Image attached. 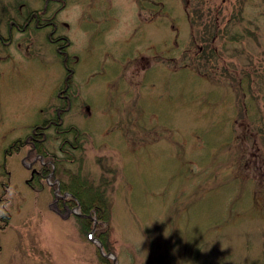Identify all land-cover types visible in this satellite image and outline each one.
<instances>
[{
  "label": "rangeland",
  "instance_id": "1",
  "mask_svg": "<svg viewBox=\"0 0 264 264\" xmlns=\"http://www.w3.org/2000/svg\"><path fill=\"white\" fill-rule=\"evenodd\" d=\"M45 4L0 0V32L46 6L41 21L69 40L62 118L84 148L67 165L83 156L96 181L98 157L117 169V264H264V0ZM32 24L0 44V264H101L53 179L33 177L36 153L13 145L56 115L69 71L53 26Z\"/></svg>",
  "mask_w": 264,
  "mask_h": 264
},
{
  "label": "trees",
  "instance_id": "2",
  "mask_svg": "<svg viewBox=\"0 0 264 264\" xmlns=\"http://www.w3.org/2000/svg\"><path fill=\"white\" fill-rule=\"evenodd\" d=\"M65 43L69 44L67 38L64 39ZM71 79L69 77V83ZM53 118L59 121V118L55 116ZM53 127H55L57 136L61 138L60 151L62 153H52L47 149L44 141L37 140L33 152L42 154L45 163H42L40 172L35 174L36 179L42 180L44 176L53 171L52 179L58 180L54 186H59L61 194L68 193L65 197H57L58 209L65 211L78 206L80 213H74V217L83 236L87 237L88 233L95 227L94 236L102 242L104 250L115 253L117 240L114 235L112 192L117 169L109 166L104 157H98L97 161L101 167V174L100 179L96 181L83 173V156L80 157V163L76 168L68 166L67 163L75 161L77 158L75 151L84 148L82 145L83 131L74 124L64 126L61 122L53 124ZM41 129L42 127H39L38 130ZM17 141L21 146L22 140L18 139ZM17 143L14 142L13 145ZM16 146L18 147V145ZM97 254L101 264H113V259L104 255L100 248H97Z\"/></svg>",
  "mask_w": 264,
  "mask_h": 264
},
{
  "label": "flooded vegetation",
  "instance_id": "3",
  "mask_svg": "<svg viewBox=\"0 0 264 264\" xmlns=\"http://www.w3.org/2000/svg\"><path fill=\"white\" fill-rule=\"evenodd\" d=\"M46 1V4L47 5L49 3L50 0H45ZM57 1V0H56ZM59 1H62V0H59ZM46 6H44L42 8V10H31V11H28L27 13H25L23 16L20 14V16H22L23 18V22H18L15 20V18H12L11 16V20L8 24V28L7 30L5 31L6 32V35L3 34L2 32H0V44L1 46H3L4 48H8L9 46L11 47L13 45V43L15 42L14 38H13V30L14 28L17 30V31H24L26 32L27 30H30L28 29L31 25V23L33 22V27L34 28H37V29H40V28H43L44 25L45 26H49V25H52L53 26V30L49 31L47 33V38L51 41V42H56L58 43V45L56 46L57 47V50L62 54V57H63V61L65 63V67L69 69V71L72 70V68L68 67L67 65V52L65 50L62 49V44L59 43V39H62L64 41V39H66L64 36H59V37H55L53 35V31L55 30V28L57 27V24L55 22L52 21H47V22H43L41 21L42 18H46L45 16H43L45 14V12L47 11L46 10ZM47 19V18H46ZM1 31V30H0ZM61 40V41H62ZM18 41V40H17ZM16 41V42H17ZM17 47L18 46V43L14 44L13 47ZM9 50V49H8ZM71 73H67V79L65 78V85L62 89H60L58 92H59V99L61 101H63V105H60V106H57L55 108V112H56V116L59 118V121L57 120H50L45 123V121L43 122V125H36L32 128V131L30 134L27 135V137L24 139V142L26 144L29 145V148H30V151L33 152L34 148H35V144H36V141H44L46 142V131H45V128H48L49 126H51L53 123L54 124H57L58 122H61L63 121V118L61 116L62 114V111L64 110H67L70 108L71 104H72V97H71V94L68 92V90L70 89L69 88V77H70ZM66 103V104H64ZM39 127L42 129L39 131ZM29 151V152H30ZM40 155V153H37L35 154V159L32 161L33 162V165H34V162L38 159V156ZM40 165H39V168H36L35 170V174L37 172H40V167L42 165V163H45V162H41L39 161ZM35 174H34V177H35Z\"/></svg>",
  "mask_w": 264,
  "mask_h": 264
},
{
  "label": "water",
  "instance_id": "4",
  "mask_svg": "<svg viewBox=\"0 0 264 264\" xmlns=\"http://www.w3.org/2000/svg\"><path fill=\"white\" fill-rule=\"evenodd\" d=\"M94 230H92V232H93ZM100 245H101V249H102V244L100 243ZM106 255H112V253L110 252V253H107ZM113 257H114V261L116 260V256L115 255H112Z\"/></svg>",
  "mask_w": 264,
  "mask_h": 264
}]
</instances>
